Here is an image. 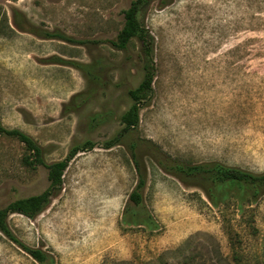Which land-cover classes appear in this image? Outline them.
<instances>
[{"label": "rangeland", "instance_id": "obj_1", "mask_svg": "<svg viewBox=\"0 0 264 264\" xmlns=\"http://www.w3.org/2000/svg\"><path fill=\"white\" fill-rule=\"evenodd\" d=\"M133 0H0V120L31 136L46 163L89 140L66 167L59 193L35 218L7 222L26 245L53 264H264V194L238 212L212 206L197 188L164 173L144 150V202L159 227L121 224L137 181L126 145L101 146L121 129L128 90L143 74L141 45L115 49L123 12ZM140 20L153 38L155 75L150 102L133 131L188 163L220 161L264 172V0H150ZM60 31L85 44L44 39ZM96 41V42H94ZM53 57L103 66L107 82L77 112L70 97L87 88L77 69ZM103 109L113 119L95 128L87 117ZM29 152L0 135V208L48 186L47 170L24 162ZM0 264H39L0 234Z\"/></svg>", "mask_w": 264, "mask_h": 264}, {"label": "trees", "instance_id": "obj_2", "mask_svg": "<svg viewBox=\"0 0 264 264\" xmlns=\"http://www.w3.org/2000/svg\"><path fill=\"white\" fill-rule=\"evenodd\" d=\"M150 3V0H133L123 12L124 22L115 40L109 41L118 50H125L132 39H137L141 45L142 78L136 87L128 90L129 107L118 117L121 129L102 141L104 149L125 144L137 171V181L130 191L122 209L121 224L127 227H142L149 232L158 229L159 225L144 202L143 190L146 185L145 167L138 160V155L144 150L154 164L164 173L174 176L184 186L200 189L207 201L214 207L233 203L238 212L252 205L264 194V172H253L239 166L229 165L220 161H204L188 163L165 153L154 142L141 139L133 133L138 128L140 110L150 102L152 82L155 75L153 63V38L140 20V13ZM34 34L44 39H58L72 44H85L87 41L77 40L60 31L37 29ZM96 42V41H94ZM55 63L71 66L82 73L87 80V88L73 94L64 104L63 111L77 112L86 106L98 90H104L107 82L103 80L100 71L103 68L99 60L79 62L75 60L53 57ZM113 112L103 109L91 113L87 117V125L91 128L112 121ZM0 135L16 138L22 142L28 155L23 160L26 164L36 167L43 166L47 170V188L39 194L23 197L0 208V234L16 244L39 264H53V257L46 251L23 243L11 230L7 218L10 214H20L33 219L40 214L50 200L55 197L62 186L63 173L68 163L78 153L92 150L95 143L85 140L72 145L64 159L46 163L42 147L28 134L18 129L5 128L0 120Z\"/></svg>", "mask_w": 264, "mask_h": 264}]
</instances>
